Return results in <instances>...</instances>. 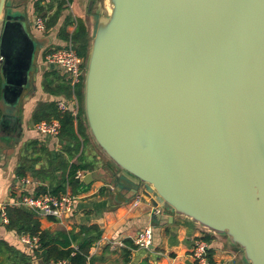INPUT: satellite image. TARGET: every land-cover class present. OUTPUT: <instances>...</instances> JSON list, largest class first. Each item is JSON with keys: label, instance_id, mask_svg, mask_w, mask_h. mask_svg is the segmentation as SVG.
I'll return each mask as SVG.
<instances>
[{"label": "water", "instance_id": "water-1", "mask_svg": "<svg viewBox=\"0 0 264 264\" xmlns=\"http://www.w3.org/2000/svg\"><path fill=\"white\" fill-rule=\"evenodd\" d=\"M28 25L24 5L0 0L4 142L36 90ZM82 110L116 192L142 189L155 224L184 216L264 264V0H103Z\"/></svg>", "mask_w": 264, "mask_h": 264}, {"label": "crops", "instance_id": "crops-1", "mask_svg": "<svg viewBox=\"0 0 264 264\" xmlns=\"http://www.w3.org/2000/svg\"><path fill=\"white\" fill-rule=\"evenodd\" d=\"M38 1L44 8L51 4V8L36 12ZM58 2L14 0L16 5L26 4L29 17H45L46 29L42 35L47 38L38 50L37 60L40 62L37 64L35 93L28 94L19 104L21 133L14 140L0 141V206L16 207L23 198L43 192L72 194L75 197L72 210L61 219L34 215L41 230L78 233L76 240L71 241L74 249L88 233L96 237L89 249L92 261L87 264H194L191 250L197 239L207 242V256L212 264H246L237 245H232L225 236L208 232L184 216L173 215L171 222L155 224L154 210L158 206L154 207V201L142 189L132 193L119 185V193L116 192L115 178L120 173L88 139L86 132L79 136L75 152L72 150L74 142L63 140L60 135L48 136L35 129V123L41 120L60 121L55 117L57 113H69L75 129L78 121L84 123L79 110L74 116L69 110L62 112L58 109L57 101L71 104L74 96L79 103L77 90L73 92L64 73L56 66L47 65L41 60V54L49 47L63 46L74 31L77 20L85 23L90 35L94 16L87 0H70L54 19L52 15ZM61 86H65L66 91L63 92ZM1 102L0 97L2 110ZM78 164H87L90 168L76 170L75 185L68 180V174L70 166ZM78 172L81 177L77 176ZM54 190H58L57 193H53ZM145 226L152 227V243L148 248H139L134 238ZM22 235L0 224V264H15V261H20L19 254H24L30 264H44L41 250L34 251V247L22 243Z\"/></svg>", "mask_w": 264, "mask_h": 264}, {"label": "trees", "instance_id": "trees-1", "mask_svg": "<svg viewBox=\"0 0 264 264\" xmlns=\"http://www.w3.org/2000/svg\"><path fill=\"white\" fill-rule=\"evenodd\" d=\"M70 0H59L56 6V11H54L52 17L55 19L59 15L60 11L66 7V4ZM46 8H51V4L47 5ZM43 6L40 5L39 1L35 4V11L41 13L45 10ZM48 23V22H47ZM49 25V23L47 24ZM67 37H65L66 39ZM70 38L72 39L77 53L83 58V67L85 66V60L88 54L90 38L88 29L82 20H77L76 27L71 33ZM60 89L64 92L66 91L65 86H61ZM78 98L80 102L82 101V84L80 88L76 89ZM0 97H1V77H0ZM0 109V116H1ZM83 114L81 108L80 115ZM55 117H59L61 122L60 137L66 141H72L75 143L72 150L77 151L79 136H83L85 132L86 125L81 121H78L77 128L75 129L73 118L69 113H64L63 115L55 114ZM85 120V117H84ZM90 166L87 164L71 165L68 174V180L70 183L77 185L74 174L77 169L87 170ZM79 185V184H78ZM58 190H54L53 193H57ZM6 213L8 217V222L5 224L7 229L14 230L17 234L21 235L28 233L29 235H37L38 242L34 251L37 249L41 250V256L44 264H48L51 261H56L59 259H67L69 264H87L92 261V257L89 256V249L93 244L96 237L88 233L82 238L78 243L77 248L71 247V241L76 240L78 233L73 231H58L50 232L49 230H41L39 223L35 217V213L28 210L22 206H12L6 208ZM207 239V238H206ZM2 243V242H0ZM130 244V243H129ZM132 245V244H131ZM18 258L20 261H15V264H30L28 258L24 254H19Z\"/></svg>", "mask_w": 264, "mask_h": 264}, {"label": "built area", "instance_id": "built-area-1", "mask_svg": "<svg viewBox=\"0 0 264 264\" xmlns=\"http://www.w3.org/2000/svg\"><path fill=\"white\" fill-rule=\"evenodd\" d=\"M45 17L34 16L32 18L33 26L39 32H43L46 29ZM43 61L47 65L59 66L63 69L65 77L68 79L71 89L74 92L78 85L83 82L82 69L83 58L77 53L75 45L72 39L69 37L67 42L60 47H49L43 52ZM57 107L62 112L70 111L72 115L76 116L79 110V103L74 96L71 104L65 101H57ZM35 129L48 136H58L61 129V123L57 119L41 120L35 123ZM78 177H81V173H77ZM74 196L68 192H62L59 194H50L43 192L37 196L26 197L16 203L17 206L25 207L36 214H42L46 216L55 217L61 219L64 215L68 214L72 210ZM160 208L154 210V214L160 212ZM0 219L1 223L6 224L8 217L6 213V207L0 206ZM152 227L145 226L140 229L134 238V243L139 248H148L152 243ZM22 243L26 246L33 248L38 242L37 235H29L24 233L20 237ZM208 244L203 239H197L194 241L191 256L194 259V264H212L207 256ZM50 264H69L67 259H59L51 261Z\"/></svg>", "mask_w": 264, "mask_h": 264}, {"label": "rangeland", "instance_id": "rangeland-1", "mask_svg": "<svg viewBox=\"0 0 264 264\" xmlns=\"http://www.w3.org/2000/svg\"><path fill=\"white\" fill-rule=\"evenodd\" d=\"M52 1V3L53 4H55V2H57V0H51ZM13 3H14V0H13ZM24 4V3H23ZM88 4H90V9L92 10V12H93V18H94V20H93V24H92V29H91V31H90V35H92V32H93V26H94V21L96 20V13H97V10H100V9H102V5H103V0H87V5ZM24 5H26V4H24ZM48 14H46V16H47ZM28 20H29V22H30V25H28V30H29V32H30V34L33 36V37H35L36 39H39V42H40V44H45V42H46V36L45 35H42L44 32H45V30L43 31V32H39L38 30H36V29H34V27H33V23H32V18L31 17H29V15H28ZM38 32L40 33V34H38ZM39 50V49H38ZM38 50H37V54H36V56H35V64H39V62L40 61H38L37 59H38V54H39V52H38ZM43 52L44 51H42V57H41V60H42V58H43ZM42 66L41 67H43L44 66V64L41 62L40 63ZM56 68H58V70L59 71H61V72H63V69L61 68V67H59V66H56ZM82 79H83V69H82ZM83 83V82H82ZM82 83H80L79 85H78V89L80 88V86H81V84ZM1 105H3L2 104V102H1ZM79 112H80V110H81V108H82V101L80 102V100H79ZM81 117H82V119H83V121H84V125H86V123H85V120H84V115H82L81 114ZM85 132H86V134H87V137H88V139H90L91 140V138H90V135H89V132H88V129H87V127H86V129H85Z\"/></svg>", "mask_w": 264, "mask_h": 264}]
</instances>
